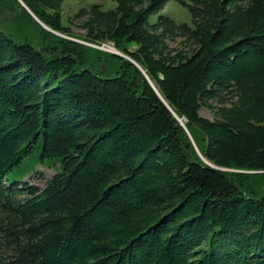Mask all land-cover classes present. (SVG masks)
<instances>
[{"label": "trees", "instance_id": "1", "mask_svg": "<svg viewBox=\"0 0 264 264\" xmlns=\"http://www.w3.org/2000/svg\"><path fill=\"white\" fill-rule=\"evenodd\" d=\"M20 1L48 29L0 0V264H264V0H114L81 36ZM171 1L190 25L150 23ZM38 149L56 174L9 181Z\"/></svg>", "mask_w": 264, "mask_h": 264}, {"label": "rangeland", "instance_id": "2", "mask_svg": "<svg viewBox=\"0 0 264 264\" xmlns=\"http://www.w3.org/2000/svg\"><path fill=\"white\" fill-rule=\"evenodd\" d=\"M92 5H100L103 10H112L116 8V2L114 0H65L62 5L61 12L62 22L66 26H69L71 31L75 35H83L84 31L79 28V21L75 19V15L79 12V10L87 9ZM159 15H167L178 24H191V18L187 9L182 7L175 1L169 2L163 10H161L158 14L152 16L150 18V23H155ZM7 20V14H3L0 16V21H2L4 25H6ZM182 44L183 42L178 40L173 43L172 46L175 49H181ZM92 47L103 52L115 53V49L111 44H103L101 46ZM200 115L210 120L213 119L212 113L205 108L200 111ZM195 148L197 151L195 150ZM195 148L194 150L199 153L197 145ZM40 151V149L36 150L30 157L26 158L19 167L9 172L7 175L9 181L28 182L32 185L42 188L44 183L47 180L51 179L59 170V164L54 163L50 159H45L44 161H41L39 159ZM257 184L255 185V188L257 187L258 192L262 193L264 191V181L260 179V182Z\"/></svg>", "mask_w": 264, "mask_h": 264}, {"label": "water", "instance_id": "3", "mask_svg": "<svg viewBox=\"0 0 264 264\" xmlns=\"http://www.w3.org/2000/svg\"><path fill=\"white\" fill-rule=\"evenodd\" d=\"M19 2H20V5H21V7L22 8H24L29 14H30V16L32 17V18H34L41 26H43L44 28H46V29H48L47 27H45L40 21H38V19L27 9V7L20 1V0H18ZM115 52V54H117V55H121V54H119L118 52H116V51H114ZM145 77H146V79H147V81L150 83V85L155 89V91L157 92V90H156V88H155V86H154V84L149 80V78L145 75ZM178 121H179V123H180V125L183 127V129L187 132V134H188V136L190 137V134L188 133V131H187V129H186V127H185V125H184V123H183V121H182V119H179L178 118ZM190 141H191V143H192V146L195 148L196 147V145H195V143H194V141H193V139H191V137H190ZM195 150H196V148H195ZM197 151V150H196Z\"/></svg>", "mask_w": 264, "mask_h": 264}]
</instances>
